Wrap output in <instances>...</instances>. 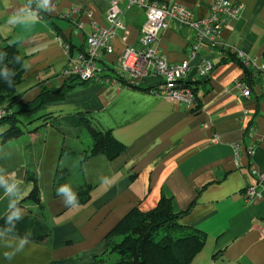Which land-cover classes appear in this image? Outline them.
<instances>
[{
	"label": "crops",
	"instance_id": "obj_1",
	"mask_svg": "<svg viewBox=\"0 0 264 264\" xmlns=\"http://www.w3.org/2000/svg\"><path fill=\"white\" fill-rule=\"evenodd\" d=\"M160 1L183 4L195 17L205 18L212 0ZM239 1L243 4L240 16L229 20L222 40L249 56L262 57L264 0ZM110 2L51 0L53 10L47 14L52 19L36 15L33 20L29 0H0V38L17 43L24 67L27 65L17 89V109L38 98L43 87L59 89L65 84L70 76L66 74L67 59L59 31L76 49L81 47L92 31V20L108 25ZM75 7L90 8L93 18L86 14L61 16ZM72 19L80 21L82 30ZM122 21L125 29L112 39L114 53L101 56L103 64L116 70L126 45L139 46L145 12L139 8L126 10ZM123 35L127 41L122 40ZM160 38L170 63L187 59L193 40L191 29L174 25ZM205 55L213 56L208 52ZM243 77L244 69L238 63L217 64L209 81L201 84L198 102L191 108L164 99L153 90L95 82L78 85L62 99L48 103L44 109L52 113L51 122L69 116L73 119L78 112H85L100 127L110 130L126 150L112 160L98 154L82 161L68 149L59 164L69 162L57 166L53 179L58 184L67 178L77 182L71 185L72 192L91 184V199L72 207L65 204L63 194H56L48 215L46 208L41 211L29 205L50 226L52 234L44 243L27 240L21 248L22 238L0 232V264L91 263L108 253L106 236L131 210L149 212L158 206L163 194L173 198L178 210L196 201L191 213L180 221L206 232L207 242L190 264H264V189L260 188L259 196L249 203L242 195L246 186L256 182L251 168L264 169V97L260 96L264 79L256 82L247 98L235 85ZM157 81L148 78L144 86L154 87ZM34 125L32 136L39 132L37 127L52 124L37 121ZM236 142L254 145V153L245 149L238 158L234 154ZM20 172L15 178L10 171L1 177L8 183L21 180L18 188L25 193L24 198L33 184L27 170L21 168ZM18 195H7L5 187L0 186V219L17 204L9 206Z\"/></svg>",
	"mask_w": 264,
	"mask_h": 264
},
{
	"label": "trees",
	"instance_id": "obj_2",
	"mask_svg": "<svg viewBox=\"0 0 264 264\" xmlns=\"http://www.w3.org/2000/svg\"><path fill=\"white\" fill-rule=\"evenodd\" d=\"M45 16L52 19L47 13L43 14V17ZM61 34L60 30L59 35L62 36ZM71 47L72 50L75 49L72 44ZM16 57L20 58L19 62ZM262 58L264 59V52ZM230 61L238 63L244 69L245 80L252 90L258 80L263 81L264 76L255 77L253 70L247 68L240 59L233 55L219 58L216 66L219 63ZM103 65L109 76L117 77L116 69ZM5 67L8 69L7 73L4 72ZM24 71V57L20 53L18 44L0 38V106L5 111V115L0 119V128L10 125L0 134L3 143L21 137L25 133L24 124L19 118V114L40 112L48 103L62 99L68 91L76 86L91 83L81 80L77 76H70L61 88L43 87L38 98L33 102L20 104V109H17L16 106L20 103L17 100V89L23 81ZM6 79L13 82L11 87ZM118 79L121 86H127L121 76ZM209 79L210 76L189 84L193 85V89L198 95L201 84L207 83ZM131 87L146 92L155 88V86L145 87L144 85ZM260 96L264 97V88ZM51 119L52 113L49 112L34 118V120L43 121V124L49 123ZM72 125L78 129H86L92 138L91 147L82 152V161L98 154H103L107 159L112 160L126 150V145L116 139L110 130L100 127L85 112H78L77 116L72 119ZM33 174L35 173L27 171V178L33 184L30 193L0 219V232L32 242L44 243L50 238L52 230L28 207V205H35L41 211L45 208L38 179ZM92 189L91 184H84L73 190V193L78 197V204H85L91 199ZM195 203L194 200L186 209L178 210L174 206L173 198L163 194L155 209L149 212H142L138 208L131 210L106 236L105 242L108 251L110 248L111 252L117 255V259L112 264H190L207 242L206 232L182 224L180 221L191 213ZM101 258L102 256L96 257L93 262L88 264H98Z\"/></svg>",
	"mask_w": 264,
	"mask_h": 264
},
{
	"label": "built area",
	"instance_id": "obj_3",
	"mask_svg": "<svg viewBox=\"0 0 264 264\" xmlns=\"http://www.w3.org/2000/svg\"><path fill=\"white\" fill-rule=\"evenodd\" d=\"M41 4L42 0H29L30 9L38 16L53 10V5H50L49 10H45ZM132 8L145 10L146 14V20L140 29L139 46L126 45L118 58L117 77L109 76L101 62V56L104 52L114 53L112 39L120 30L125 29L122 15L125 10ZM242 9L243 4L239 0H212L209 15L197 18L187 7L181 8L180 4L170 5L160 0H111L107 12L108 25L92 20V31L81 47L72 50V43L60 36V43L67 57L66 74L77 76L84 81L120 86L118 77L121 76L130 87L145 85L148 78L158 79L153 92L164 99L182 103L188 108L194 107L198 102V95L193 85L189 83L211 76L219 58L236 56L247 68L253 70L255 77L264 76L262 57L249 56L234 46H226L222 40L224 27L229 20L237 19ZM74 14H86L93 18V11L88 7H75L72 12L61 16L72 18ZM72 22L77 29L82 30L83 25L79 20L72 19ZM174 25L184 26L193 31L188 57L181 63H170L160 45L161 33ZM122 40L127 41V36L123 35ZM205 52L213 56L209 57ZM235 85L242 96L249 98L252 95V88L245 77L238 79ZM4 115L5 111L0 107V119ZM245 149L250 154L255 150L252 144L245 146L242 142H236L235 156L240 158ZM250 174L256 182L246 186L242 193L248 203L259 196L260 188L264 189V169L251 168ZM262 238L264 239V228Z\"/></svg>",
	"mask_w": 264,
	"mask_h": 264
},
{
	"label": "rangeland",
	"instance_id": "obj_4",
	"mask_svg": "<svg viewBox=\"0 0 264 264\" xmlns=\"http://www.w3.org/2000/svg\"><path fill=\"white\" fill-rule=\"evenodd\" d=\"M180 5L181 8L186 9L187 7L183 4ZM119 7L122 9L120 3ZM187 9L189 8L187 7ZM143 11L145 12V10ZM46 111L48 110L44 109L40 112L19 114V118L22 120L25 130V133L21 136L23 138L22 140L18 141L17 139L20 138L18 137L3 143V139H0V177L8 171L18 175L21 173V168H24L25 172L26 170H30L32 173H35L36 175H33L37 177L41 194L44 197L43 204L46 208L45 214L48 215L51 204L55 202V195L57 194L58 187L64 184H69L70 186L76 185L77 183L67 178L65 181H62L61 184H58L59 181L53 179V177H56L55 169L57 166H62L65 162H69L64 160L59 164L60 157L65 153L68 155V149H72L76 156L82 157V152L91 147L92 138L86 129H78L72 125L71 116H69V118L64 117L58 119L56 122H51L50 120L49 123L52 125H41L37 127L35 130L38 129L39 132L32 136L30 130L35 128L36 125H34V123H37V121L41 124L43 123V121L34 120V118L42 115ZM9 126L10 125L1 127L0 134ZM23 141L27 144L26 148L22 143ZM67 165L70 167L69 164ZM33 212L37 213L36 211ZM116 257L117 255L112 253L109 248L108 253L100 259L101 261H99L98 264H112V262H115V259H117Z\"/></svg>",
	"mask_w": 264,
	"mask_h": 264
},
{
	"label": "clouds",
	"instance_id": "obj_5",
	"mask_svg": "<svg viewBox=\"0 0 264 264\" xmlns=\"http://www.w3.org/2000/svg\"><path fill=\"white\" fill-rule=\"evenodd\" d=\"M50 5H51V0H42V4L40 5L43 9L45 10H49L50 9ZM31 18L34 20L36 18V14L35 13H31ZM4 55H6V53H4ZM19 57H16L17 62H19ZM25 67H27V65H25ZM4 72L7 73L8 69L7 67H5ZM12 75H14V73H12ZM6 82L8 83V85L11 87L12 86V81L10 79H6ZM11 176L13 178L16 177V174L13 172L11 173ZM22 181L21 180H15V182L13 183H8L7 181H5L3 179V177H0V186H4L5 190H6V194L7 195H15L17 192L19 193L17 200L14 202H10L9 206H12L13 203H18L20 199L23 198V196L25 195L24 192H22L19 188L18 185H21ZM57 194L63 197L64 202L66 205L75 207L78 205V197L73 194L72 192V188L69 184H64L58 187L57 189ZM11 219V218H9ZM28 241L27 239H22L21 240V248H23V246L25 244H27Z\"/></svg>",
	"mask_w": 264,
	"mask_h": 264
}]
</instances>
